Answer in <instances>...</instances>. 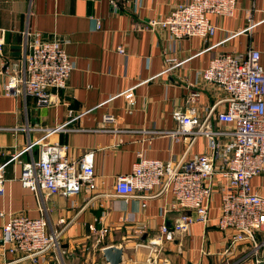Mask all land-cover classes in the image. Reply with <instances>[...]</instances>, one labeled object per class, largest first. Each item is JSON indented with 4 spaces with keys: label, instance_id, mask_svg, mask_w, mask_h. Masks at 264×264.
<instances>
[{
    "label": "crops",
    "instance_id": "0c3cea01",
    "mask_svg": "<svg viewBox=\"0 0 264 264\" xmlns=\"http://www.w3.org/2000/svg\"><path fill=\"white\" fill-rule=\"evenodd\" d=\"M189 1L0 0L5 59L22 57L23 33L29 29L64 41L73 65L66 88L51 89V102L44 106L32 97L4 95L6 79L0 75V231L12 215L46 217L48 230L60 232V240L37 264H57L58 257L71 264L60 253L80 245L87 249L84 264H107L102 248L109 245L122 248V264H145L151 240L158 243L159 257L175 264H263L256 260H264V229L256 231L255 247L248 240L231 244L232 231L217 227L219 182L210 198L209 223H193L172 241L159 233L162 224L172 227L180 214L171 208L170 193L156 186L149 198L127 202L113 195L116 177L131 171L139 151L146 158L177 162L208 150L201 135L187 149L181 138L153 133L177 129L174 111L194 107L214 129L231 131V125L216 119L226 106L224 91L201 76L211 58L254 49L264 67V0H235L232 15H208L217 27L209 37L175 39L166 28L150 27L149 21H162L177 4ZM193 91L199 95L191 101ZM106 114L114 121L106 122ZM54 141L67 146L69 159L93 151L95 189L37 197L22 186V164L37 160L41 144ZM251 186L264 196V173L254 176ZM104 227L108 232L97 241ZM21 257L0 243V264H32Z\"/></svg>",
    "mask_w": 264,
    "mask_h": 264
},
{
    "label": "built area",
    "instance_id": "2783aa9c",
    "mask_svg": "<svg viewBox=\"0 0 264 264\" xmlns=\"http://www.w3.org/2000/svg\"><path fill=\"white\" fill-rule=\"evenodd\" d=\"M235 0H190L177 4L162 21H149L150 27L166 28L175 39L212 36L217 27L208 15H232ZM251 26V24H250ZM99 27V22H96ZM4 33L0 32V75L5 76L4 95L32 97L37 106L51 102L50 90L66 88L73 69L66 53L65 42L44 39L39 31L26 29L23 33V55L19 60L3 56ZM119 53H124L121 46ZM202 79L221 88L225 109L217 113L219 122L231 125V131L214 129L207 116L198 117L194 107L186 112L174 111L178 127L174 131H154L182 139L188 149L199 135L207 140L208 150L177 162L146 158L137 153L131 171L118 175L113 195L127 202L132 198H149L156 186L172 195L171 208L180 211L172 227L159 228L164 241H172L185 233L193 223L207 225L210 221V198L215 185L220 183V212L216 225L220 230L232 231L230 243L248 240L258 247L255 233L264 229V196L252 189L251 179L264 173V67L260 53L250 49L245 55L222 53L214 56L202 70ZM199 93L193 91V101ZM126 96H130L127 93ZM106 122L114 121L104 115ZM60 125L54 130L62 129ZM229 135L224 141L220 136ZM38 139L36 142H39ZM67 146L59 142H44L37 160L22 164L20 182L39 197L61 194L73 195L81 189L96 188L93 151H86L74 160L66 156ZM2 171L0 166V194ZM144 206L145 204L142 203ZM0 212V216H3ZM95 230L94 227H90ZM108 232H98L100 241ZM60 232L48 230L46 217L30 218L12 215L0 231V243L19 251L22 259L37 264L39 258L59 245ZM158 243L151 240L145 264H175L160 258ZM263 262L264 260H256Z\"/></svg>",
    "mask_w": 264,
    "mask_h": 264
},
{
    "label": "water",
    "instance_id": "95a60500",
    "mask_svg": "<svg viewBox=\"0 0 264 264\" xmlns=\"http://www.w3.org/2000/svg\"><path fill=\"white\" fill-rule=\"evenodd\" d=\"M102 256L107 264H122L123 250L116 245H109L102 248Z\"/></svg>",
    "mask_w": 264,
    "mask_h": 264
},
{
    "label": "rangeland",
    "instance_id": "374dc122",
    "mask_svg": "<svg viewBox=\"0 0 264 264\" xmlns=\"http://www.w3.org/2000/svg\"><path fill=\"white\" fill-rule=\"evenodd\" d=\"M87 252V249L85 247H82L81 245L79 247H75L72 249V251H66L63 253H60V256L64 257V261L68 263V258L69 261H71V264H84V258L85 254ZM57 264H62L61 257H58V263Z\"/></svg>",
    "mask_w": 264,
    "mask_h": 264
}]
</instances>
